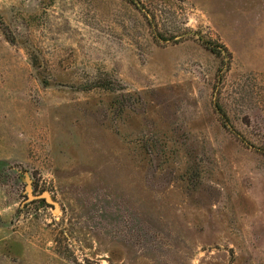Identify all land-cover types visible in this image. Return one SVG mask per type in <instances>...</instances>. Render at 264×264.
<instances>
[{"label": "rangeland", "instance_id": "rangeland-1", "mask_svg": "<svg viewBox=\"0 0 264 264\" xmlns=\"http://www.w3.org/2000/svg\"><path fill=\"white\" fill-rule=\"evenodd\" d=\"M0 264H264V0H0Z\"/></svg>", "mask_w": 264, "mask_h": 264}, {"label": "water", "instance_id": "water-1", "mask_svg": "<svg viewBox=\"0 0 264 264\" xmlns=\"http://www.w3.org/2000/svg\"><path fill=\"white\" fill-rule=\"evenodd\" d=\"M31 198H34V199H44L48 204L52 205V207L54 208V210H57L58 211V205L57 203L51 199V197L49 196V194L45 193L43 194L42 196H37V197H33L31 195Z\"/></svg>", "mask_w": 264, "mask_h": 264}, {"label": "trees", "instance_id": "trees-1", "mask_svg": "<svg viewBox=\"0 0 264 264\" xmlns=\"http://www.w3.org/2000/svg\"><path fill=\"white\" fill-rule=\"evenodd\" d=\"M209 51H211L213 54H216V56H220V53L219 51H217L216 49H211V48H208L206 47Z\"/></svg>", "mask_w": 264, "mask_h": 264}, {"label": "bare ground", "instance_id": "bare-ground-1", "mask_svg": "<svg viewBox=\"0 0 264 264\" xmlns=\"http://www.w3.org/2000/svg\"><path fill=\"white\" fill-rule=\"evenodd\" d=\"M29 196L31 198L30 191H29ZM54 213H58V211L57 210H54Z\"/></svg>", "mask_w": 264, "mask_h": 264}]
</instances>
